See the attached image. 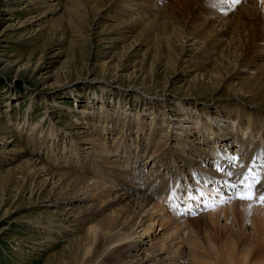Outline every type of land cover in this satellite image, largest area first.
<instances>
[{"label":"rangeland","instance_id":"obj_1","mask_svg":"<svg viewBox=\"0 0 264 264\" xmlns=\"http://www.w3.org/2000/svg\"><path fill=\"white\" fill-rule=\"evenodd\" d=\"M189 1L0 0V264L67 261L74 255L70 247L75 237L88 235L90 225L108 214L119 219L124 214L130 222L137 221L134 231L151 229L143 236L141 233L127 239L124 244L131 243L134 251L107 264H187L195 253L222 264L220 258L229 253L225 247L229 236L241 239L240 249L253 251L250 258L258 256L263 258L260 263H264V220L260 221L257 212L251 210L239 222L244 202L263 207L264 204L257 199H239L232 184L221 179L225 171H236L232 170L234 164L224 170L214 167V173L219 171L221 178L206 172L213 168L207 166L202 170L203 177L195 180L201 167L192 160L197 155L193 146L207 151L215 149L222 161L223 152L245 160L244 152L258 145L257 138L247 143L236 132V125L224 127L236 138L214 140L207 134L206 124L184 129V136H192V146L185 148L187 153L178 150L174 139L158 156L151 157L146 151L151 137L149 116L138 115L137 105L154 100L166 103L171 111L184 101L216 111L217 98L231 93L247 96L240 83L264 74L262 45L254 46L252 56L237 69L225 68L222 74L213 71L216 62L221 67L227 63L222 58L224 54L240 59L244 51L241 44L227 48L225 40L211 44L216 31H226L227 25L228 31H233L237 16L248 15L253 20L254 5L250 8L244 0L231 5L221 4L220 0H192L188 5ZM210 4L216 5V9L211 8L209 16ZM133 12L147 17L148 25L142 34L144 27L137 25ZM227 13L234 20L230 21ZM211 17L216 22L207 28ZM153 29L155 34L160 33L157 38H163V48L151 37ZM147 71H151L149 75ZM95 94L105 99L96 100ZM140 97L144 101L138 102ZM123 111L126 115L120 117ZM94 113H106L116 119L115 131L104 133L97 129L91 121ZM253 115L244 122L250 123ZM130 121H141L145 131L132 128L122 137V125L126 129ZM116 138L125 139L135 149L136 154L132 153L129 161L114 152L109 156L100 153L101 143L113 147ZM133 139L139 141L138 146ZM210 156L213 160L214 155ZM29 161L36 163L38 169L44 165H87L99 182H91L90 189L73 201L65 199L67 196H62L61 201L54 197L57 179L50 180L39 192L40 179H31L22 191L25 177L21 171ZM258 169V185L263 188L264 167ZM237 181L238 178L233 183L238 185ZM153 183L157 186L151 187ZM123 184L130 185V194L121 190ZM162 188L175 191L182 203L193 198L189 195L192 190L201 197L210 195L211 201L209 197L203 198V205L200 197L199 202L194 199L197 208L178 215L193 226V239L199 238L207 249L197 248L185 234H174L166 217L152 209L154 200L150 203L146 196L154 191L159 195ZM105 193L111 194L109 206L98 201V194ZM260 194L259 189L258 197ZM171 211L174 214L168 213L175 217L179 213ZM85 217L93 218L87 221L83 220ZM121 234L122 227L117 229L116 236Z\"/></svg>","mask_w":264,"mask_h":264},{"label":"bare ground","instance_id":"obj_2","mask_svg":"<svg viewBox=\"0 0 264 264\" xmlns=\"http://www.w3.org/2000/svg\"><path fill=\"white\" fill-rule=\"evenodd\" d=\"M108 1H112V0H108ZM191 2L189 1L188 5ZM243 2L249 4L250 8L253 5H254L253 7L256 8L255 12L253 13L254 19L253 20L249 19L248 15H243L242 17L237 16L236 18L237 25L235 26L233 31L229 30L231 31L229 32L228 31L229 26L227 25L228 28L226 27L227 28L226 31L224 30V32H220V33L216 31L217 34L215 33L216 35L214 37L212 36L213 38L211 40V44L217 41L225 40L227 44V48L228 46L230 48V46L233 45L239 46L241 44L244 47V51L241 52L243 54L242 55L240 54L242 58L240 59L236 58L235 56H232L233 54L231 55L229 53L224 54L222 58L226 60L227 63L226 64L224 63V66L221 67V65L217 64L219 63V61L216 62L213 69V71H215V74H222L221 72L222 70L224 71L225 68L227 70L237 69L241 65V63L246 60V58L252 56L254 46L257 47V45L258 46L262 45L264 47V31L262 29V26L264 25V6H263L264 3H262L261 0H244ZM210 5L207 10L209 16L213 11V10L210 11V9L211 8L216 9L215 8L216 5H211V6ZM260 5L262 6L260 7ZM133 15L136 16L135 22H137V25L144 27L143 30L140 29L142 30L141 34L144 33V30H146L148 25L146 23L147 20L146 15L140 14L138 12H133ZM227 15L229 16L230 21L234 20V17H231V14L227 13ZM211 16H213V14ZM215 22L216 19H214L213 17L209 18L207 28L213 27V24ZM235 31L237 32L235 33ZM243 32H247L246 36L242 35ZM151 34H152L151 37L154 40H158L159 43L158 45L161 48H163L165 46L162 40L163 38L161 36L157 38L158 34L160 33L155 34L153 29V32ZM153 64L154 65L157 64L156 60H153ZM150 72L151 71H147V74L149 75ZM259 77H260L259 79H257L258 77L255 76L250 79L248 78L249 80L247 81L245 80L243 81V83L239 82L241 84L240 89L242 90V92H244L246 95L248 94L249 96L248 95L242 96L240 94L231 93L228 94L225 98L223 97L217 98L216 107L218 108V110L216 111H213L214 109H210V108H199L195 103L194 104L186 103L184 101L180 102L178 107H176V110H178V112H176L175 109L170 111L169 108L167 109L166 103L157 102L154 100L145 102L144 99L140 97L138 99V102L140 101H144V102L141 103L140 107L137 105L136 110L140 112L138 113V115L144 114L149 116L148 123L150 124V128H151L149 132L151 137H149V142H146V151L149 150V152L151 153V157L155 154H156L155 156H158L159 152L164 148V146H166L171 139H174L178 143V150L182 151V153L183 151L187 153L185 148L186 145L192 146L190 144L191 141L190 138L192 136H188V134L184 136L185 128L187 127L199 128L200 126L207 124L206 126L208 130L207 134H209L211 139L217 140V138H219L221 140H228V139H234L236 138V136H234L235 133L232 134L227 132L226 129H224V127L228 126L229 128L230 127L234 128L236 127V125H238L236 128L237 130L236 132L238 134L240 133L241 134L240 136H242L243 139L248 141L247 143L249 144L250 142H252V140L257 138V142L259 141L258 145L256 143L253 148L246 149V151L244 152V154L246 153L245 160L240 159L239 156L235 154L230 156L228 152H223V157L225 161H222V159H220L221 156L216 154L215 149L207 151L200 147L193 146V149H196L195 153H197V155L194 154L192 160L196 161L195 165L199 164V166L201 167V171L200 170L197 171L195 180H200V178L203 177L202 170L210 165H212L213 168L212 169L209 168L206 172L209 171V173L210 172L214 173L213 170L214 167H216L217 169L219 168V170H224V169H228L232 164H234L232 170L235 168L236 171L234 172L231 171L232 173L231 176L228 175L229 173L228 170L225 171V174L222 178L219 176L218 173L219 171L217 172L215 171L214 173V177L217 178L220 177L223 181H226L228 184H233V182L236 180L237 177L240 178L241 175L244 176L248 172L246 170L248 169L249 164H251L250 167L252 168V171L260 170L258 169L259 167L261 166L264 167V74L259 75ZM94 98L96 100L105 99L104 96L96 95V94L94 95ZM251 114H254L253 117H250L253 119H250V123L246 124L244 121L246 120V117L250 116ZM125 115H126V111L119 113L120 117ZM93 116L91 121L93 122V125L97 129L101 130L104 133H112L115 131L114 128L117 127V123H118L116 119H114L113 117H111L106 113L100 116H96L94 113ZM172 116H176L178 118L172 119L170 118ZM258 116H262L263 119L258 118ZM121 123L122 122H120V125ZM132 128L136 132L145 131V126L141 121L140 122L130 121L129 124L126 126V129H125V125L124 126L122 125V128L120 130L122 131V137H124V135L126 134L125 133L126 130ZM133 140H134L133 144H136V146H138L139 141L137 139H133ZM103 145L104 143L100 144L101 147L100 153L103 152V154L108 156L114 152L120 154L123 158L129 161L130 155H132V153L136 154L135 149L132 150L130 145L126 143L125 139L116 138L113 147L109 145L106 147L105 145L104 146ZM151 150H153V152H151ZM210 155H214L213 160ZM231 157H236L237 159L233 161L230 159ZM253 159L255 160V163H251ZM30 164L31 161L28 162V167L27 166L23 167L21 171V174L24 175L25 177V181L23 182L22 185V191L26 189V186H28V183L31 179L35 180L36 182H38L37 180L40 179L39 180L40 186L38 192L42 190L41 187L49 184L50 180L57 179L59 185L58 188H56L57 192L55 193L54 197H56L57 200L59 199V201H61V198H63L64 196H67L65 199L71 198L69 200L73 201L75 198L80 197V193L87 192L90 189L91 182H94V185L95 183L99 182L98 176L95 174L93 169L91 170L88 169L87 165H83L81 168L74 166L75 164L73 165V163L63 165L65 168L61 166L60 168L58 167L59 165L55 167L54 166L47 167L45 165L44 166L42 165L43 168L38 169V165L36 163H33L31 165ZM141 165L143 166V163ZM219 182H221V180ZM246 184H252L253 186H255V184L251 182ZM152 186H157V185L156 183H153L151 184V187ZM151 187L146 189V191L150 190ZM131 189L132 188L130 187V185L123 184L121 190L124 191L125 194H130ZM259 189L260 188H258V190ZM154 190H156V187L154 188ZM236 190H240V188L237 187V189L234 190L235 193H237ZM244 190H245V185L243 186V191ZM159 192H160L159 195H155V191H154L152 192V194H150L149 197L146 196V199L150 201V203L151 201L154 200V206L152 209H154L159 216L166 217V220L171 223V229H174V234H178L179 236L185 234L186 236L189 237V239L193 240L192 243H195V246H197V248L207 249L203 247L204 245L201 243L199 238H195V240L193 239L194 236V232L192 231L193 226L191 227L190 224H187V219H185L184 217H178V215L182 211L185 212L187 208H188L187 210L188 212L190 209H193V207L194 209H196L197 208L196 205L191 202L194 199H197L195 200L196 202H199L201 200L203 204H204V199H206V197H209L211 201L212 198L210 197V195L207 194L203 197H200L201 198L200 200L199 198H193L192 200L185 199L184 203H182L183 200L181 201L178 200V196L175 191H167V189L162 188L161 191ZM98 195H99L98 196L99 203L101 202L102 205L107 204V206L110 205L111 202V201L109 202V198L111 199L110 193L98 194ZM192 197L193 195H191V198ZM183 204H186V206L184 207ZM238 204H241L240 201L238 202ZM242 206L243 209L240 210L242 212L239 213L240 223L243 221L242 219H244L243 216L245 217L244 214H246L247 212L249 213L251 210H255L257 212L260 221L261 219L264 220L263 206L260 205L256 206L248 202H244ZM170 209L175 210V213L179 212L176 215V217L172 215L174 213ZM68 212L65 214L66 217L68 216ZM168 212H171L172 214H169ZM234 212L236 215L237 214L236 209H234ZM100 213L102 212L99 211V214ZM96 214L93 213V216ZM113 215L112 214H108L106 216L104 215L101 219L96 220L95 224L90 225L87 231L88 235H81L75 237L70 247L71 249H73L74 255L72 256V258H70L67 261L61 260L60 264H107V263L120 261L123 259V257L125 256L127 257L128 254H131L135 248L131 243L124 244L125 241L141 233H143L142 236L147 232L149 233L151 227L142 228L139 232H137L134 231L135 227L138 224L137 221L133 220V222H130V217L124 214L120 219L115 215L114 216ZM92 218L93 217L91 218L85 217L83 218V220L89 221ZM120 227H122L123 234L116 236V231ZM183 227L185 229H183ZM186 229H188V231ZM112 232H114L113 235ZM245 232L243 234H246ZM239 240L241 239L236 240L231 236L227 237L225 247L229 250V253L226 256L224 257L222 256V258H220L222 264H264V263H260L263 258L259 259L257 258L258 256L256 258L254 256L250 258V255L254 254L253 251L252 253H250L251 251L244 252L245 247L243 248L242 246L241 247L243 249H240V244L242 241L240 242ZM261 246L262 245H260V247ZM215 263L216 262H214L210 258H204V256H201L196 253L195 255H193L191 261L187 262V264H215Z\"/></svg>","mask_w":264,"mask_h":264},{"label":"snow or ice","instance_id":"obj_3","mask_svg":"<svg viewBox=\"0 0 264 264\" xmlns=\"http://www.w3.org/2000/svg\"><path fill=\"white\" fill-rule=\"evenodd\" d=\"M238 2H239V0H220L221 4H228V5H231V4H234V3H238ZM261 2L264 3V0H261ZM230 159L235 161L237 158L236 157H231ZM228 175L231 176L232 173L229 172ZM250 176L255 178L254 181H253L254 183H259L258 178H256V173H254L252 171V168L249 167L248 168V172L244 175V179L240 181L241 184L245 185V190L244 191L237 190V196L241 200L251 201V200H253L255 198V193L252 191L253 185L252 184H245V181H247ZM231 187L233 189H237V185L235 183H233L231 185ZM201 195H203V193H201ZM259 201L261 203H264V195L259 196Z\"/></svg>","mask_w":264,"mask_h":264}]
</instances>
